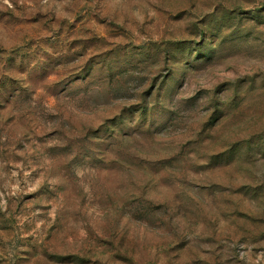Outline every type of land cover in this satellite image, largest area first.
Segmentation results:
<instances>
[{"label": "rangeland", "instance_id": "374dc122", "mask_svg": "<svg viewBox=\"0 0 264 264\" xmlns=\"http://www.w3.org/2000/svg\"><path fill=\"white\" fill-rule=\"evenodd\" d=\"M0 264H264V0H0Z\"/></svg>", "mask_w": 264, "mask_h": 264}]
</instances>
